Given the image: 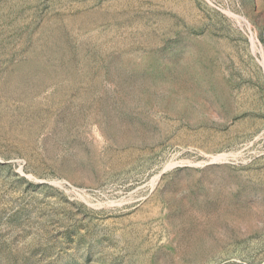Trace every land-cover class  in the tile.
<instances>
[{
  "label": "rangeland",
  "instance_id": "374dc122",
  "mask_svg": "<svg viewBox=\"0 0 264 264\" xmlns=\"http://www.w3.org/2000/svg\"><path fill=\"white\" fill-rule=\"evenodd\" d=\"M0 264H264V0H0Z\"/></svg>",
  "mask_w": 264,
  "mask_h": 264
}]
</instances>
